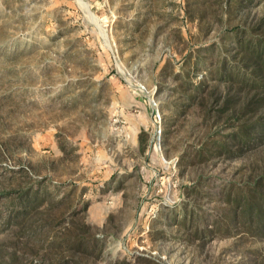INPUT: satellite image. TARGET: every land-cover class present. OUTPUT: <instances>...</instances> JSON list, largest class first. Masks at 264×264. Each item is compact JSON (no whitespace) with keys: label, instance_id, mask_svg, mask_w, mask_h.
Instances as JSON below:
<instances>
[{"label":"rangeland","instance_id":"374dc122","mask_svg":"<svg viewBox=\"0 0 264 264\" xmlns=\"http://www.w3.org/2000/svg\"><path fill=\"white\" fill-rule=\"evenodd\" d=\"M82 1L0 0V264H264V0Z\"/></svg>","mask_w":264,"mask_h":264},{"label":"trees","instance_id":"16d2710c","mask_svg":"<svg viewBox=\"0 0 264 264\" xmlns=\"http://www.w3.org/2000/svg\"><path fill=\"white\" fill-rule=\"evenodd\" d=\"M239 0L236 1V5H239ZM258 29L255 30L253 27H246L243 24L235 25L232 27L228 33V37H233L235 43L239 47L240 56L243 58L241 61H238L234 64L228 71H222L220 79H236L239 78H252L259 83H263L261 76L264 75V33L258 34ZM249 57V60H248ZM225 64V61H224ZM252 68L251 71H255L258 75V79H255V76L251 73H247L248 69ZM253 132L255 129L260 128V125L256 126H247ZM250 140L254 139L249 137ZM212 153V152H211ZM229 197H233L234 200L239 203L242 202L244 205V211L249 214H255L258 220L261 222L260 226L264 228V185L261 181H257L255 186H248L246 190L240 193L233 195L232 190L228 191ZM190 212L184 214L185 217H190Z\"/></svg>","mask_w":264,"mask_h":264},{"label":"bare ground","instance_id":"6f19581e","mask_svg":"<svg viewBox=\"0 0 264 264\" xmlns=\"http://www.w3.org/2000/svg\"><path fill=\"white\" fill-rule=\"evenodd\" d=\"M82 1V0H81ZM81 6L87 11L86 13H88L89 15H93L92 13H91V11L89 10V8L85 5V3L82 1L81 2Z\"/></svg>","mask_w":264,"mask_h":264},{"label":"water","instance_id":"95a60500","mask_svg":"<svg viewBox=\"0 0 264 264\" xmlns=\"http://www.w3.org/2000/svg\"><path fill=\"white\" fill-rule=\"evenodd\" d=\"M87 6L89 7V5L87 4Z\"/></svg>","mask_w":264,"mask_h":264}]
</instances>
